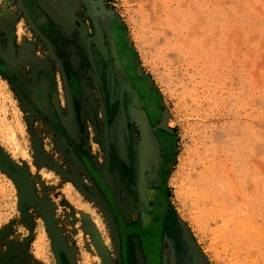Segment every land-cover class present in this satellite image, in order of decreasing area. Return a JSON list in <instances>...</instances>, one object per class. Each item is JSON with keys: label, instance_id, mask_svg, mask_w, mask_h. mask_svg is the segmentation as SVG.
Wrapping results in <instances>:
<instances>
[{"label": "rangeland", "instance_id": "1", "mask_svg": "<svg viewBox=\"0 0 264 264\" xmlns=\"http://www.w3.org/2000/svg\"><path fill=\"white\" fill-rule=\"evenodd\" d=\"M38 1L50 11L48 39L18 0H0V25L13 23L25 53L51 68L62 124L52 126L0 73V150L26 180L0 163V264H144L141 238H156L141 229L159 152L146 164L143 191L107 170L111 153L122 156L121 144L135 146L140 131L125 116L108 128L92 71L66 44L73 33L95 40L90 11L106 40L109 23L119 24L138 76L164 110L158 127L173 146L164 237L154 244L161 264H264V0ZM66 72L89 89L76 107ZM96 174L126 226L139 231L125 258Z\"/></svg>", "mask_w": 264, "mask_h": 264}, {"label": "bare ground", "instance_id": "2", "mask_svg": "<svg viewBox=\"0 0 264 264\" xmlns=\"http://www.w3.org/2000/svg\"><path fill=\"white\" fill-rule=\"evenodd\" d=\"M30 1L31 2L33 1V3L28 4L29 0H18L19 7L25 13V15L28 18L33 29L37 32L44 33L43 27H47L49 24V21L52 23L51 18L48 15V13L50 11L48 9H45L43 4L40 3V1L39 2H38V0H30ZM90 14L92 16H94V18H95L96 25H97L96 30H98V31H96L97 33L95 36V40H93L92 42H89V45H91V44H93V45L88 47V52L91 51L90 55L92 54V51L96 53V56L93 58V60H94L95 66H96V70L97 69L98 70L95 71V73L93 75L95 78L96 88L98 89L100 95L102 96V104L104 107V113H105L106 118H107V126H108V128H111L110 127L111 124L116 119L115 115H114V111L112 110V107L115 106L113 97H114V94H116L117 92H120L119 94H120L121 99H120L119 116L127 117V113H129L130 116L132 117V120L136 123V125L138 126L139 131H140V141L134 146V149H133L134 153H135L134 163H133V167H131V171L133 172V175H134V179H133L132 183L136 189L143 191L145 189V187L147 186V183L142 182L143 177H144V181L146 182V178H145V176L147 174L146 164H147V162L151 161L152 155L154 156L155 154H157V152H159L158 162H157L154 178L152 177L154 180L155 188L153 190V193H152L153 196H152L151 202H150L152 212H151V216L148 220V224L149 223L151 224V222L155 216V213L164 211L165 206L167 204L166 203V196H165V192H166L165 191V181H166V174H167L166 173L167 172L166 160L169 158L170 154L172 155L171 152H172L173 144H172L171 137L169 135H167V133L163 134L162 132H160L163 130H159V127H158L159 120L161 119V116L163 115L164 110L159 109L160 106L158 105L157 96H155V93L151 90V88H149L147 86L146 81L141 79L138 76L137 67H136V64L134 62L133 54L131 53V51H129V49H126V46L124 45V43L122 41L123 34L121 33L122 30L119 29V24L114 23V22L109 23L108 30L105 31L107 34V40H106L103 37V29L101 26L104 24V22H102V20L100 21V15H98V16L95 15L93 11H90ZM54 16L57 17L56 15H54ZM57 19L59 22L60 21L62 22V20L59 19L58 17H57ZM62 24H64V23H62ZM61 37H62V35H61ZM45 38L48 39L49 36L45 35ZM48 41H50V40H48ZM67 42L69 43V47H71L70 49H72L73 51L76 50V47L81 51V50H83V47L85 45V43L82 40V37H79L78 34L77 35L73 34V36L71 35V37L69 38V40ZM51 43H53V42L51 41ZM120 43L122 45L121 47H120ZM99 51H105L104 53H107V51H108L110 53V55L112 56V60L114 61L113 62L114 65H116V66L122 65V69L125 70L127 73H129V77L132 75V77L134 76L136 79H138L140 81L138 83V85L140 86L141 91H139V92H137L136 89H134V86L132 83L131 84L133 87L131 86V84L129 82H127V81H126V83L124 82L127 89L129 91L132 90V92L134 93V96H135L134 97V101H135V108L134 109L132 107H127V105H125L126 103H128L127 102L128 100L126 97L122 96V91H120V89L116 85V80H115L116 78L113 77V73H112L113 70L111 69V66L105 65L107 63V61L104 62V60H102ZM91 57H93V56L91 55ZM3 64L8 65V67H10V69H12V67L9 63L3 62ZM123 70H121L120 74L127 77L128 75H126L123 72ZM12 71H14V70L12 69ZM43 71L46 72L47 75L52 78V74L49 70H43ZM66 73L68 75V72H66ZM39 75L35 78L34 82L38 80ZM48 76L45 75L44 78L42 77L43 79H41L40 83H38V86L36 88L34 87L36 85H33V84H31L30 86H27V87L28 88L30 87L31 89L34 88L32 91L34 99L36 101L38 100L37 101L38 104L43 109L47 108V110H49V112H50L49 105L47 102V96H48V94L52 93V91L54 92V86L53 87L51 86V84H53L52 83L53 81ZM71 77H72V75H71ZM71 79L72 78H69L70 82H68V84H69L68 90H69L70 94H73L74 91H76V95H79L80 94V88L78 87V90L73 91V88L71 87ZM150 93L152 95H150V97H148V94H150ZM118 103H119V101H118ZM116 114H117V110H116ZM151 114L153 115V118H154V124L151 122ZM13 136H11L10 138L12 139ZM10 138H9V140H11ZM164 155H165V157H166V155H168V157L165 159ZM128 207H129V204H127L126 208H128ZM112 208H113V206H112ZM115 208L116 209H114L113 213L117 214L120 211V209H119V207H115ZM117 228H118V232H119V224L117 225ZM161 234L163 235V232H161ZM153 250H155V249L153 248ZM153 252H155V251H153ZM153 252H152V254H153ZM152 254H150V257H149L150 264L160 263L158 254L157 253L156 254L154 253L153 255ZM144 264H145V259H144Z\"/></svg>", "mask_w": 264, "mask_h": 264}, {"label": "flooded vegetation", "instance_id": "3", "mask_svg": "<svg viewBox=\"0 0 264 264\" xmlns=\"http://www.w3.org/2000/svg\"><path fill=\"white\" fill-rule=\"evenodd\" d=\"M39 2V1H38ZM31 3H33V1L31 2L30 0H29V2H28V4H31ZM44 29H43V32H46V34H47V36H49L50 37V33H51V30H52V28H51V22L49 21V24H48V26L47 27H43ZM48 32V33H47ZM73 34H75V33H73ZM75 35H77V34H75ZM73 36V35H72ZM71 37V36H70ZM82 40H83V42L85 43V45H84V47H83V50H79L77 47H76V50L75 51H73L72 49H70V51L74 54V55H78V53H79V55L84 59V61H86L85 62V64H86V66H87V68H89L91 71H92V74H94L95 73V71H97L96 70V66H95V64H94V60L92 59V57H89V56H91L90 55V52H88V47L89 46H91V45H93V44H91V45H88L89 44V42H87L86 43V41H84V39H83V37H82ZM66 44L69 46V43L68 42H66ZM122 45H121V43H120V47H121ZM98 52V51H97ZM95 53V52H94ZM99 53H100V56H101V58H102V60H104V62L105 61H107V63L105 64V65H109V66H111V69L113 70L112 71V73H113V77H115L116 79V85H117V87L120 89V91H122V96L123 97H126L127 98V102L128 103H126L125 105H127V107H132L133 109L135 108V101H134V93L132 92V90H128L127 89V87L125 86V84H124V82L126 83V81L127 82H129L130 84L132 83L133 84V86H134V89H136V91L137 92H139V91H141L140 90V86L138 85V83L140 82L138 79H136L134 76L132 77V75L129 77V73H127L125 70H123L122 69V65H120V66H116V65H114V61L112 60V56L110 55V53L107 51V53L106 54H104V52L103 51H99ZM109 55V56H107V58L105 57V55ZM78 55V56H79ZM95 56H96V53L94 54ZM115 60V59H114ZM46 69V68H45ZM44 70V69H43ZM51 70V69H50ZM121 70H123V72L126 74V75H128L127 77L126 76H124V75H122V74H120L121 73ZM52 72V71H51ZM4 75V74H3ZM71 75H72V77H74L73 76V74H69V72H68V77L69 78H71ZM5 76V75H4ZM52 81H53V86H54V92L52 91V93H50L49 94V98H50V101H51V104H52V107H53V110H54V113H55V115H56V117H57V119H58V123H59V125L57 126V125H55V124H53L43 113H41L31 102H30V100H29V98L25 95V97H26V99L28 100V102L30 103V105L37 111V112H39L48 122H50L51 124H52V126H54L55 128H59L60 126H61V124H62V122H61V118L59 117V115H58V113H57V110H56V108H55V105H54V95H55V92H57V88H58V85H57V80H56V76L54 75V73L52 72ZM5 77H7V76H5ZM89 77V81L91 82V83H93V85L96 87V83H95V78H94V75H93V77L92 76H88ZM8 78V77H7ZM9 80H11L10 78H8ZM69 80V79H68ZM12 81V80H11ZM73 81V82H72ZM13 82V81H12ZM34 82V81H33ZM33 82L32 83H30L29 85H31V84H33ZM14 83V82H13ZM15 84V83H14ZM73 84V85H72ZM132 84H131V86H132ZM132 86V87H133ZM71 87L73 88V91L74 90H78V87L80 88V94L79 95H76V91H74V93L73 94H70V98H71V101L73 102V104H74V106L76 107L77 106V103H80L81 102V95H82V93H83V86H81L80 85V83L79 82H77V80H73V79H71ZM18 88L20 89V91L22 92V94L24 93V91H23V89L22 88H25V89H27L28 87H23L22 86V84L21 85H19L18 86ZM88 88V87H87ZM152 92V91H151ZM120 92H117L116 94H114V97H113V99H114V103H115V106H113L112 107V110L114 111V115H115V118L117 117V119H118V117H119V111H120V94H119ZM153 93V92H152ZM25 94V93H24ZM140 94V93H139ZM150 95H152L151 93L150 94H148V97H150ZM102 97V96H101ZM118 101H119V103H118ZM116 110H117V114H116ZM105 117H106V115H105ZM127 117H130L131 119H132V117L130 116V114L129 113H127ZM106 120H107V118H106ZM134 122V121H133ZM151 122L154 124V118H153V115L151 114ZM156 135V134H155ZM131 144H133V142L132 141H130V138H129V140L128 139H126V140H124V142H123V145L121 144V151H123V154H122V156H116V153H115V151L114 152H112L111 154V159H109L110 158V154H109V151H108V149H107V158L109 159L108 161V163H107V170H109V171H111V172H115V171H118L119 173H120V175L122 176V178H123V180L126 182V183H130V184H133L132 182H133V179H134V175H133V172L131 171V167H133V163H134V155H135V153H134V146L133 147H131ZM130 146V147H129ZM117 152L119 153V151L117 150ZM132 154H133V157H132ZM164 154V153H163ZM167 154V153H166ZM168 157V155H166V157H165V155H164V158L166 159ZM106 158V159H107ZM133 158V159H132ZM107 161V160H106ZM127 163V166L125 165L124 166V163ZM94 170V169H93ZM91 172V175L92 174H94V172L93 171H90ZM106 173V172H105ZM97 175V174H96ZM94 176V175H93ZM94 178H97V180H99L98 182H99V186H100V189H101V192L103 193V195L106 197V199H107V201H108V203H109V205H110V207H111V210L112 211H114V209H116L115 207H118V205H117V203H116V200H115V197H114V195L112 194V192L110 191V189L104 184V183H102L101 181H100V179L98 178V175H97V177L96 176H94ZM96 180V179H95ZM123 184H124V186H125V183L124 182H122ZM134 186V185H133ZM132 203H133V201L132 200H130L129 202H128V204H129V207L128 208H126V210H129L131 207H132ZM112 206H113V208H112ZM115 206V207H114ZM126 207H127V205H126ZM167 205L165 206V209H164V211H162V212H157V213H155V216H154V218H153V220H152V222H151V224L149 225L148 224V220H149V218H150V216H151V213L149 214V217L147 218V220L144 222V224H143V227H142V229H141V231H143L144 233H151L152 234V237H154V234H156V238L157 237H160V238H163L164 236L161 234V232L163 231V228H162V226H163V224H162V219L163 218H165L166 217V214H167ZM121 212V210L116 214H114L115 215V218H116V220H117V222H118V224H119V232L121 233V245H122V252H123V257L125 258V254H126V246L128 245V243H129V238H130V234H138V230H136V229H130V228H128L127 226H126V224H125V221L123 220V217H122V212ZM151 212H152V209H151ZM161 222V223H160ZM148 225H147V224ZM140 231V232H141ZM156 238H152V240H150L149 238H146L145 236L144 237H142L141 239H142V245H143V250H144V254H145V264H150V259H149V257H150V254H152V252L153 251H155V252H153V254L155 253H157L158 254V256H159V261H160V263H158V264H161V254H160V249L158 248L157 249V247H154V244H157L158 243V241L156 240ZM150 247V248H149ZM125 248V249H124ZM153 248L155 249V250H153ZM150 251V252H149ZM152 254V255H153ZM148 258V259H147Z\"/></svg>", "mask_w": 264, "mask_h": 264}, {"label": "crops", "instance_id": "4", "mask_svg": "<svg viewBox=\"0 0 264 264\" xmlns=\"http://www.w3.org/2000/svg\"><path fill=\"white\" fill-rule=\"evenodd\" d=\"M15 19L18 20L17 13H15ZM0 34V60L11 65L16 78L20 80L23 87L30 86L29 84L35 80L43 69L51 72V68L49 69L47 65L42 64L41 61L37 60V58L33 59L30 55L28 56L25 53V47L23 46L24 41H22V38L18 36L19 34L17 28L13 25V23L9 25L5 24L3 26L0 25ZM88 90L89 89L86 87L83 89L85 92H88ZM22 96L25 97V94L23 93Z\"/></svg>", "mask_w": 264, "mask_h": 264}, {"label": "water", "instance_id": "5", "mask_svg": "<svg viewBox=\"0 0 264 264\" xmlns=\"http://www.w3.org/2000/svg\"><path fill=\"white\" fill-rule=\"evenodd\" d=\"M13 69V68H12ZM12 69H10V67H8V65L6 64H3V62L0 60V72L2 74H4L5 76H7L8 78H10L17 86L21 85L20 81L18 78H16L15 74H14V71H12ZM48 76L46 72L42 71L41 74L39 75V78L37 81H35L33 83V85H36L34 86L35 88L38 86V83H40L41 79L44 78V76ZM43 77V78H42ZM49 77V76H48ZM50 78V77H49ZM52 82V81H51ZM53 83V82H52ZM51 86L53 87V84H51ZM25 95L29 98L30 102L41 112L43 113L53 124L55 125H59L58 123V119L54 113V110H53V107H52V104L50 102V98H49V94L47 96V102H48V105H49V109H50V112L49 110L46 109H43L39 104H38V100L36 101L33 97V89H31L30 87L25 89V88H22ZM0 163L9 170V172H11L16 178H18L19 180H21V182H26V180L24 179V177L22 176L21 172L15 168L12 163L5 157V155L1 152L0 150Z\"/></svg>", "mask_w": 264, "mask_h": 264}]
</instances>
